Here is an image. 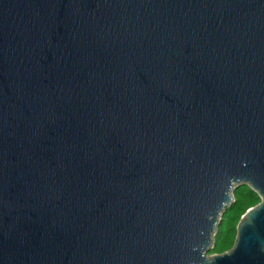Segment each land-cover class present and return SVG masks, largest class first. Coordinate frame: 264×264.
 Segmentation results:
<instances>
[{
    "label": "water",
    "instance_id": "95a60500",
    "mask_svg": "<svg viewBox=\"0 0 264 264\" xmlns=\"http://www.w3.org/2000/svg\"><path fill=\"white\" fill-rule=\"evenodd\" d=\"M0 264H264V0H0Z\"/></svg>",
    "mask_w": 264,
    "mask_h": 264
},
{
    "label": "trees",
    "instance_id": "16d2710c",
    "mask_svg": "<svg viewBox=\"0 0 264 264\" xmlns=\"http://www.w3.org/2000/svg\"><path fill=\"white\" fill-rule=\"evenodd\" d=\"M234 201L225 208L215 234V246L211 253L230 249L236 235V225L241 215L260 201L258 194L248 185L238 186L233 191Z\"/></svg>",
    "mask_w": 264,
    "mask_h": 264
},
{
    "label": "rangeland",
    "instance_id": "374dc122",
    "mask_svg": "<svg viewBox=\"0 0 264 264\" xmlns=\"http://www.w3.org/2000/svg\"><path fill=\"white\" fill-rule=\"evenodd\" d=\"M241 186H244V185H241ZM214 242H215V237H214ZM214 253H217V252H214Z\"/></svg>",
    "mask_w": 264,
    "mask_h": 264
}]
</instances>
